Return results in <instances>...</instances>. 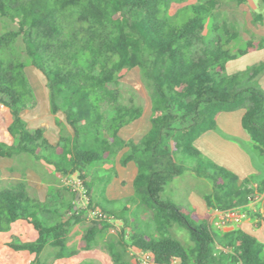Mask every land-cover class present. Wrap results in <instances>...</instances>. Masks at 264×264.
Listing matches in <instances>:
<instances>
[{"label":"trees","instance_id":"obj_1","mask_svg":"<svg viewBox=\"0 0 264 264\" xmlns=\"http://www.w3.org/2000/svg\"><path fill=\"white\" fill-rule=\"evenodd\" d=\"M172 2L0 0V19L13 27L0 34V105L11 113L8 133L13 139L12 144L0 142V158L30 155L62 176L78 174L90 190L94 181H112L111 170L98 168L127 149L120 164L123 169L135 166L124 180L134 191L126 200L131 210H114L104 195L93 204L122 220L132 230V245L152 254L154 264H264V243L251 234L241 229L217 233L195 209L163 198L166 187L187 171L186 164L213 185L212 193L202 195L208 209L243 208L264 194V180H240L195 146L218 129L221 114L244 110L241 124L252 153L264 157V90L259 84L264 62L244 74L225 76L229 62L264 49V39L234 54L231 46L238 36L216 24L222 0L192 6L180 24L170 14ZM208 20L214 28L205 37ZM24 57L46 80L51 114L64 116V123L57 121L61 134L56 145L46 138L45 127L32 131L23 119L37 106ZM134 68L141 70L152 102L151 128L139 142L130 136L143 109L122 104L120 88L123 72ZM57 205L53 193L44 202L32 199L24 183L0 191V233L10 232L18 221L37 233L34 242L12 236L9 243L14 251L34 255L32 264H43L40 256L48 246L59 249L58 258L65 257L70 230L84 220H64V208ZM173 225L189 233L193 248L172 237ZM97 233V228L84 233L85 249ZM111 256L114 264H129L113 248Z\"/></svg>","mask_w":264,"mask_h":264},{"label":"rangeland","instance_id":"obj_2","mask_svg":"<svg viewBox=\"0 0 264 264\" xmlns=\"http://www.w3.org/2000/svg\"><path fill=\"white\" fill-rule=\"evenodd\" d=\"M207 1L210 0H173L170 14L173 18H177L180 24L188 16V9ZM222 1L223 7L215 12L216 24L221 29L226 28L238 36L231 46L234 54L237 53V50L245 48L249 42L259 43L264 39V0H247L244 4H239L236 0ZM213 28L214 22L208 20L202 35L205 37L210 36ZM11 29H13L12 26L0 19V34ZM253 52L238 56L235 60L229 62L225 76L246 73L254 66L255 59L260 57L258 52ZM24 61L28 65L26 69L28 79L42 100V108L39 115L43 117L46 112L43 102L45 99L44 91L45 89L48 91L44 81H42L44 77L30 65V60L27 57H24ZM32 72H37L41 84H35L32 81ZM120 88L122 104L128 107L138 106L143 109V116L135 122L132 135L130 136L135 142H139L146 135L143 136V134L151 128L152 102L150 87L142 77L141 70L134 68L123 72ZM59 116L64 119L63 114ZM9 119L10 113L6 109L1 108L0 141H5L7 138ZM59 129L61 133V127ZM30 130L33 131L35 129ZM243 147L250 150L251 145L243 142ZM126 151L127 149L122 150L117 156H113L108 163L98 168L99 172L111 170L113 172L112 181H94V186L90 190L84 186L78 174L68 177L62 176L54 167L47 165L43 161H38L30 155H22L14 160H0V191L13 189L17 184L24 183L27 187L28 195L32 199L39 200L41 198L44 200L49 193H53L58 203L57 208H64L61 210L64 220H68L73 216H84V220L76 224L69 232L65 257L58 258L59 249L48 246L40 256L43 264H114L111 248L119 253L123 261L129 264H145L151 261L148 256L144 257L139 253L140 249L132 245L130 240L132 230L125 228L122 220L104 213L93 204V202L98 201L100 196L104 195V199L113 203L112 208L114 210H122L125 207L131 210L126 200L132 197L134 192L126 188L124 180L135 169V166L130 165L128 169L121 167L120 160ZM186 165L187 171L166 187L163 198L170 199L175 204L187 209H195L189 203V197L193 195L203 199L202 195L213 192V185L211 181L196 177L191 170V166L189 164ZM87 182L91 183L93 180L89 178ZM103 188H105L104 191H102ZM68 205H71L72 208L69 211ZM129 212L125 213L127 218L130 217ZM211 226L215 232L223 234L221 229L228 226V224H224L222 219L220 223L214 222ZM91 228H97L98 233L91 247L85 249L82 243L83 235ZM31 230L33 228L26 222H19L12 226L8 234H0V264L33 263L34 255L28 252H17L9 247L12 235L23 240H32L33 233ZM170 234L187 249L194 247L189 233L184 228L173 225L170 228ZM220 252L221 249L217 248V253L219 254Z\"/></svg>","mask_w":264,"mask_h":264},{"label":"crops","instance_id":"obj_3","mask_svg":"<svg viewBox=\"0 0 264 264\" xmlns=\"http://www.w3.org/2000/svg\"><path fill=\"white\" fill-rule=\"evenodd\" d=\"M255 52H258L260 57L255 59L253 65L263 63L264 49H260ZM31 79L33 82H35V84H39V83L41 84V82H39L40 77L38 76L37 72L36 73L32 72ZM42 81H44L46 85V80L44 78ZM263 82H264V75L261 77L259 81L262 88H264ZM34 93L37 99V106L33 110L24 113L23 119L27 123L29 129H38L45 127L46 138L50 141L51 144L56 145L59 142L60 134H61L59 129L60 127L57 125V121L64 123V119L60 118L59 115L61 113L56 116H53L51 114L49 92L46 89L44 91L45 99L43 100L46 107L45 109L46 112L43 117L39 115L42 108V100L40 99V95H38L36 90H34ZM1 108L6 109V111L10 113V111L7 108L3 107L2 105H0V109ZM244 113H245L244 110H239L234 113L221 114L218 117V129L216 131H211L203 135L201 138H199L196 141L195 146L202 153L204 157L211 160L215 164L232 171L239 177L240 180L254 176L257 181H261L264 180V157L252 153L253 143L251 141L250 136L246 133V131L243 129L241 124ZM11 123H12V116L10 113V119L7 128H9ZM147 132L144 133L143 136L147 134ZM0 142L12 144L13 139L8 133L6 140ZM243 142L249 143L251 145L250 150L249 148L245 149V147H243ZM0 160H12V159L0 158ZM128 189L133 190L131 187ZM46 198L44 200L39 198V200L41 202H44ZM189 203L191 204V206L195 208V210L198 213L207 217L210 225L213 224L214 222L220 223V220H222L223 218L222 216L223 212L218 210L208 209L204 200L201 199V197L199 196L191 195L189 197ZM234 211L236 216H241L240 221L236 222L235 219H231L227 223L228 226L223 227L221 229V232L226 233L233 231L235 229H241L251 234L262 243H264V194H259L256 197V199L249 202L248 205H246L243 208L234 209ZM19 222L24 223V221H18L15 224ZM31 231L33 233L32 240H23L19 237L18 238L21 239L23 242L36 241L38 237L37 233L33 230ZM8 233H0V234H8ZM11 237H10V241H11Z\"/></svg>","mask_w":264,"mask_h":264},{"label":"built area","instance_id":"obj_4","mask_svg":"<svg viewBox=\"0 0 264 264\" xmlns=\"http://www.w3.org/2000/svg\"><path fill=\"white\" fill-rule=\"evenodd\" d=\"M222 219H223V223L227 224L231 219H235L236 222H239L241 219V216H236L235 211L230 210V211L224 212ZM139 253L142 254L144 257L148 256L151 259V261H148L145 264H154V262L152 260V254H150L149 252H144L142 250H139ZM172 264H181V262H180V260H175Z\"/></svg>","mask_w":264,"mask_h":264}]
</instances>
